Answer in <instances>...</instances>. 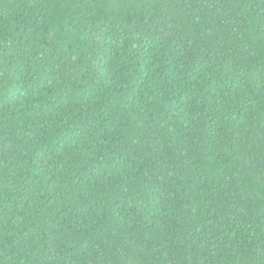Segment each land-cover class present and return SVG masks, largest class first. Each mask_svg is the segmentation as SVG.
Here are the masks:
<instances>
[{
  "label": "trees",
  "instance_id": "obj_1",
  "mask_svg": "<svg viewBox=\"0 0 264 264\" xmlns=\"http://www.w3.org/2000/svg\"><path fill=\"white\" fill-rule=\"evenodd\" d=\"M0 264H264V0H0Z\"/></svg>",
  "mask_w": 264,
  "mask_h": 264
}]
</instances>
